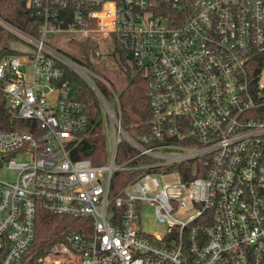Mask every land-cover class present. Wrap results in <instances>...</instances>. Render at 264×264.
<instances>
[{
    "label": "built area",
    "instance_id": "1",
    "mask_svg": "<svg viewBox=\"0 0 264 264\" xmlns=\"http://www.w3.org/2000/svg\"><path fill=\"white\" fill-rule=\"evenodd\" d=\"M36 14L35 37L0 18L30 48L0 59L6 112L28 122L0 130V170L12 172L0 178V264L21 262L38 210L85 227L35 264H264V0H42ZM59 34L113 35L131 54L149 111L135 135L109 83L49 42ZM67 70L94 94L93 122ZM100 135L104 163L70 157ZM120 144L128 151L117 162ZM118 172L133 178L110 199ZM170 173L177 182L162 183ZM144 206L167 226L161 236L141 230Z\"/></svg>",
    "mask_w": 264,
    "mask_h": 264
},
{
    "label": "trees",
    "instance_id": "2",
    "mask_svg": "<svg viewBox=\"0 0 264 264\" xmlns=\"http://www.w3.org/2000/svg\"><path fill=\"white\" fill-rule=\"evenodd\" d=\"M41 2L42 0H0V18L6 20L23 33L35 37L37 36V27L40 22V18L36 12L40 8ZM12 41H16L15 36L0 26V59L14 53L8 46ZM88 41L89 38L82 40V43L73 39L70 40V42H78L83 47L85 61H81L73 56L72 58L92 70L88 63L86 49ZM95 52H97L96 48L92 47V53L95 54ZM110 55L125 80L123 89L117 93L121 124L129 134L135 135L138 132L135 124L143 122L149 117L148 98L145 93L147 76L144 75L142 70L136 67L131 54L125 51L117 41H115L113 49L109 53ZM65 77L69 82L72 97L86 103L90 121L93 122L98 114V105L94 94L71 71L67 70ZM99 85L108 98L112 97L110 91L104 84L99 83ZM27 123V121L11 118L6 112L5 100L0 91V130L28 131ZM126 151H128L126 145L120 144L116 158L117 162L124 159ZM106 155L105 138L102 135L81 140L70 151L71 158H85L93 164L104 163L106 161ZM132 178L133 175L128 172L115 173L111 182L110 199L119 195L123 187ZM84 227L85 222L77 218L49 215L42 210H38L36 214L34 239L19 264H35L39 258L51 251L56 242L62 240L65 233L70 230L81 231Z\"/></svg>",
    "mask_w": 264,
    "mask_h": 264
},
{
    "label": "rangeland",
    "instance_id": "3",
    "mask_svg": "<svg viewBox=\"0 0 264 264\" xmlns=\"http://www.w3.org/2000/svg\"><path fill=\"white\" fill-rule=\"evenodd\" d=\"M64 36V37H63ZM66 34H59L55 37L49 39V42L53 45H57L60 47L64 52H66L71 57H76L81 61H85V55L82 50V46L78 43L82 40H79L77 43L75 42H66L64 38H71L74 37H65ZM76 41V40H75ZM115 37L111 35L109 39L97 41L95 38H90L87 45V53H88V63L90 64V68L93 70L94 75L96 74L97 77L104 79L107 81L115 93H119L121 89H123L125 85V80L123 79L122 73L118 70L116 64L112 60V56H109V53L112 51ZM10 49H15L16 51H28L30 48L22 43V41H12L9 43ZM92 47H95L97 52L92 53ZM110 101V106L115 110L116 106L112 97L108 98ZM103 133L106 138L107 146L110 147L112 145V134L110 130L105 126L103 128ZM15 161H25L28 157L22 154L12 155ZM12 177V172L8 171L5 168H1L0 170V178L1 179H8ZM178 180V176L176 173H170L160 177V181L162 183H176ZM179 218H184L178 215ZM140 228L146 234H153L161 236L167 229L165 224H160L156 222L153 218V209L150 206H144L141 210L140 215Z\"/></svg>",
    "mask_w": 264,
    "mask_h": 264
}]
</instances>
